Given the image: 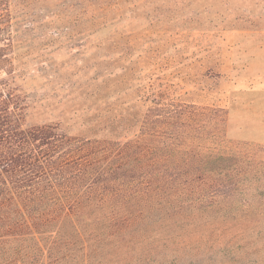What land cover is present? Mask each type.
Here are the masks:
<instances>
[{
  "label": "trees",
  "instance_id": "1",
  "mask_svg": "<svg viewBox=\"0 0 264 264\" xmlns=\"http://www.w3.org/2000/svg\"><path fill=\"white\" fill-rule=\"evenodd\" d=\"M24 6L0 0V264L261 262L264 189L246 183L264 178V158L227 139V110L161 96L101 136L29 124L18 47L36 22Z\"/></svg>",
  "mask_w": 264,
  "mask_h": 264
},
{
  "label": "rangeland",
  "instance_id": "2",
  "mask_svg": "<svg viewBox=\"0 0 264 264\" xmlns=\"http://www.w3.org/2000/svg\"><path fill=\"white\" fill-rule=\"evenodd\" d=\"M109 1L120 4L25 0L23 11L36 22L18 47L30 97L27 122L101 136L100 128L118 116L138 120L150 99L171 97L226 109L227 139L264 158V0ZM93 11L108 22L92 26ZM51 19L58 32L46 27ZM239 25L248 30L230 31ZM246 186L263 190L264 178ZM242 201L235 203L236 220L244 218Z\"/></svg>",
  "mask_w": 264,
  "mask_h": 264
},
{
  "label": "crops",
  "instance_id": "3",
  "mask_svg": "<svg viewBox=\"0 0 264 264\" xmlns=\"http://www.w3.org/2000/svg\"><path fill=\"white\" fill-rule=\"evenodd\" d=\"M248 30L247 26H244V25H239V26H235L233 27L230 31H233L235 32V34H238V33H242L244 31ZM235 42V45L238 46V42L237 40L234 41Z\"/></svg>",
  "mask_w": 264,
  "mask_h": 264
}]
</instances>
